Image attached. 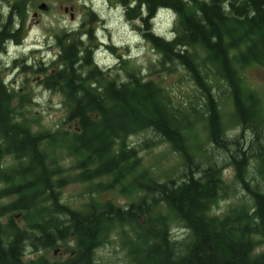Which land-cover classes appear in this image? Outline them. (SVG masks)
<instances>
[{"label": "trees", "instance_id": "1", "mask_svg": "<svg viewBox=\"0 0 264 264\" xmlns=\"http://www.w3.org/2000/svg\"><path fill=\"white\" fill-rule=\"evenodd\" d=\"M118 1L127 19L141 22L143 38L161 58L159 65L168 66L164 71L171 72L175 65L185 70L199 94L200 107L175 104L160 79L147 80L134 71L119 84L105 79L94 64L92 49L82 41L91 39L89 30L54 34L58 50L49 63L52 71H35L45 75L44 88L62 97L65 115L59 128L30 134L25 118L15 121L17 116L22 118L11 106L16 94L7 88L6 93L0 91V121L10 129L1 132L0 155H6L7 140L10 154L30 158L20 178H9L11 190L0 189V264H51L41 256L25 262L26 250H44L67 241L74 244V252L64 264H98L95 249L124 223L133 228L121 243L128 246V264H264V252H256L260 240H255H264L263 99L243 79L244 69H264V0ZM22 4H9L1 21V39L6 38L7 27L15 40L21 38ZM160 10L171 13L167 17L171 31L166 35L149 29L148 21ZM218 82L225 87L232 121L248 133L245 146L224 137L214 93ZM193 116L203 122L207 141L225 151V164L233 169V179L251 201L249 206L230 208L221 218L208 213L229 191L221 179V167L213 162L198 168L188 150L185 132L192 127L189 118ZM63 125H71V130H62ZM144 129L155 131L178 154L182 165L178 178L139 186L137 178H151L147 170L132 177L139 160L125 140ZM43 142L52 149L49 159L44 150L37 151ZM55 150L59 159L76 157L81 170L76 178H59L58 190L65 183L108 175L109 181L95 185L89 195L118 185L122 195L137 192L139 198L126 210L111 200L89 199L80 212L61 204L60 192L52 194L49 187L55 170L48 166L54 163ZM252 173L259 177L253 185ZM126 175L130 179L125 185ZM33 178L36 182L29 186L26 182ZM0 180L6 182L5 170L0 171ZM11 194L15 199L2 204ZM14 211L21 212L22 228L11 217L2 221ZM173 221L186 230L184 238L178 240L169 232Z\"/></svg>", "mask_w": 264, "mask_h": 264}, {"label": "rangeland", "instance_id": "2", "mask_svg": "<svg viewBox=\"0 0 264 264\" xmlns=\"http://www.w3.org/2000/svg\"><path fill=\"white\" fill-rule=\"evenodd\" d=\"M12 2H19L20 4L23 2L22 16L24 20L20 31L22 36L20 45L25 52L28 50H33V52L26 56L19 54V57H25V62L29 66H32L33 62L49 66V63L56 59L58 48L53 35L60 30H74L80 33L89 30L91 39L88 42L87 37H83L82 41L87 42L86 45L92 49L93 61L101 69V74L105 79L119 84L125 81L128 72L134 71L147 80L160 79L161 86L170 93L175 104L181 107L188 106V108L189 105L200 107L199 94L185 70L181 66L175 65L171 72L164 71L168 66L164 63L159 65L161 58L143 38L144 32L141 22L136 19H127L124 8L118 0H2L0 2V24L7 16L9 4ZM40 3L45 4L46 10L38 9ZM167 16L166 12L159 11L148 21L149 29L152 28L154 32L160 35H166L167 32L171 31L172 26ZM11 45L13 43L8 47L9 62L12 55L16 53ZM0 62L3 65L0 72L1 80L7 76L8 72L4 68L6 67L5 63ZM23 70L25 71V69ZM24 71L22 73L17 69L11 71V76L6 81V84L10 83L14 91L17 92L11 106L12 109L16 110L14 112L20 114L22 118L17 116L15 121L21 122V119L25 118L33 134L53 132L59 128V123L65 115L61 105L62 97L58 92L48 90L38 83L45 77L44 74L37 73L34 68L27 70V72ZM243 79L248 88L262 95L261 115L263 122L261 131L264 139V69L258 66L244 69ZM8 88L11 89L9 85ZM224 90L223 83H216L214 93L222 115L224 137L245 146L248 142V133L241 131L239 126H235L232 121V107L225 97ZM19 100H23V102L18 105ZM189 119L192 127L185 132V135L189 146L188 150L193 154L195 163L198 168H203L206 164L213 162L219 165L221 167V179L229 191L228 194L217 199L208 213L221 218L228 213L230 208L241 204L249 206L251 201L241 186L233 179V169L225 164V151L216 148L207 141L201 119H196L195 116ZM0 125L3 126L1 121ZM70 127L71 125H63L62 130H71ZM9 130L6 127V131ZM2 131L5 130H2L0 126V135ZM125 142L126 146L135 149L134 154L139 160L138 166L131 174L132 177L137 176L139 171L143 169L147 170L151 177L137 178L136 182L139 186L148 185L153 180L163 183L167 178L180 176L182 165L178 154L155 131L151 129L134 131L126 137ZM42 150L47 153L49 159L52 149L45 142L41 144L39 149L37 148L39 153ZM55 154L54 163L48 166L50 171L55 170L51 178H76L81 173V170L76 167V157L63 155V158L59 159L57 150H55ZM11 158L12 155H0V171H6V168L12 167ZM128 161L127 164H130V160ZM250 176H252L249 178L251 185L259 180V177L253 173ZM124 178H127L123 182L126 185L130 176L126 175ZM109 179L108 175H103L89 181L65 183L58 190L60 192L59 201L72 210L80 212L89 202V199L96 202L111 200L117 207L126 208L139 198L137 192H125L122 195L118 191V185H114V189L93 196L89 195L88 191L91 188L95 189V185H104ZM15 197L16 195H10L8 198H4L1 203H10ZM8 217L13 219L18 228L25 225L19 211L10 213L2 221ZM169 228V232L171 231L178 240L187 234L186 230L174 221L172 224L169 223ZM130 229L133 230L132 226L126 223L120 228L112 229L107 242L101 244L94 251V259L98 264L129 263L128 246L126 245L124 248L121 243L124 237L131 235ZM255 240H260L256 252H264V240L259 237H255ZM73 252L74 244L72 242H57L53 247L44 250L27 249L23 260L28 262L41 256L48 263L64 264L72 258Z\"/></svg>", "mask_w": 264, "mask_h": 264}, {"label": "flooded vegetation", "instance_id": "3", "mask_svg": "<svg viewBox=\"0 0 264 264\" xmlns=\"http://www.w3.org/2000/svg\"><path fill=\"white\" fill-rule=\"evenodd\" d=\"M2 24V23H1ZM1 24H0V32H1ZM8 28V27H7ZM6 28V38L5 39H1L0 38V61L4 62L6 67H4L6 70H7V76L5 78H2L0 80V91H5L6 93V88H8V85L9 87H11V89L9 90H12L14 94H17V92L14 91V88H12V85L10 83L6 84V81L8 80L9 76L10 75V72L17 69L18 71H20V73H22V69L24 67H27V68H34V70H38L40 68H43V69H46L47 71L46 72H51L52 71V68L47 66V65H42L41 63H38V62H33L34 64H32V66H29L28 64H26L25 62V57H19V54H23L22 56H26V55H29L30 53L33 52V50H28L27 52H25V50H23V48L21 47L20 43H21V39H14V37H12L11 33L8 31V29ZM22 37V36H21ZM11 46L14 47V50H15V54L12 55L11 57V61L9 62L8 59H9V52H8V47H10V44H12ZM18 48H20V50H17ZM18 55V57H17ZM14 57V58H13ZM29 58V57H28ZM2 64L0 62V72L2 71ZM5 70V71H6ZM1 74V73H0ZM41 74V73H39ZM7 78V79H6ZM42 80V79H41ZM41 80L38 81V83L40 85H42L41 83ZM7 86V87H6ZM2 127V130H6V125L3 124L0 125ZM29 127V126H27ZM9 128V127H8ZM25 129V128H24ZM30 129V128H29ZM30 134H33V132L30 130ZM7 140H6V155H12V161H13V165L12 167H9V168H6V182H3L0 180V189H3L6 187V189L8 190H11L10 189V181H9V178H14V180H16L15 178H20L19 177V174L21 173V171L24 169V167L26 166V164L28 163V161H30V158H17L15 157L13 154H10V151L7 149ZM40 146H38V149H39ZM36 160H40L42 161V158H39V159H36ZM45 161H47L48 159H43ZM30 171H32V169H30ZM57 181H58V178H51L50 180V192L52 194H57L58 192V187H57ZM36 182V178H33L31 180H28L26 183H28L29 186L35 184ZM45 193H48L49 191L47 190H44ZM11 195H14V194H11ZM129 206V205H128ZM128 206L126 208H124V210H126L128 208ZM61 254V253H59Z\"/></svg>", "mask_w": 264, "mask_h": 264}, {"label": "water", "instance_id": "4", "mask_svg": "<svg viewBox=\"0 0 264 264\" xmlns=\"http://www.w3.org/2000/svg\"><path fill=\"white\" fill-rule=\"evenodd\" d=\"M38 9H40V10H46V6H45V4L40 3V4L38 5Z\"/></svg>", "mask_w": 264, "mask_h": 264}, {"label": "bare ground", "instance_id": "5", "mask_svg": "<svg viewBox=\"0 0 264 264\" xmlns=\"http://www.w3.org/2000/svg\"><path fill=\"white\" fill-rule=\"evenodd\" d=\"M164 41V40H163Z\"/></svg>", "mask_w": 264, "mask_h": 264}]
</instances>
